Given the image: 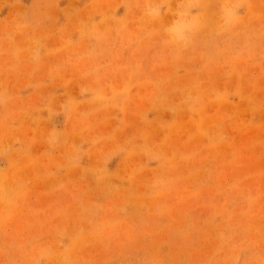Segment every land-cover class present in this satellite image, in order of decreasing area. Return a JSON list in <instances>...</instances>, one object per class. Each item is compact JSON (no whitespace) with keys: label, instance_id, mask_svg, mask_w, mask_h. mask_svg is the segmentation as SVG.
Wrapping results in <instances>:
<instances>
[{"label":"rangeland","instance_id":"374dc122","mask_svg":"<svg viewBox=\"0 0 264 264\" xmlns=\"http://www.w3.org/2000/svg\"><path fill=\"white\" fill-rule=\"evenodd\" d=\"M0 264H264V0H0Z\"/></svg>","mask_w":264,"mask_h":264}]
</instances>
